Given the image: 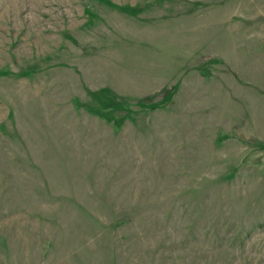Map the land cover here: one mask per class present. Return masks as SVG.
Wrapping results in <instances>:
<instances>
[{"label":"rangeland","instance_id":"rangeland-1","mask_svg":"<svg viewBox=\"0 0 264 264\" xmlns=\"http://www.w3.org/2000/svg\"><path fill=\"white\" fill-rule=\"evenodd\" d=\"M0 264H264V0H0Z\"/></svg>","mask_w":264,"mask_h":264}]
</instances>
